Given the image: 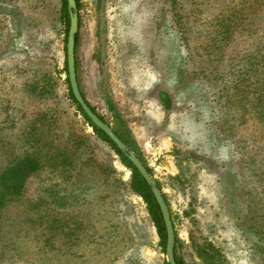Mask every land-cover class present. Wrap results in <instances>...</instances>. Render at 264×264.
<instances>
[{"label":"rangeland","instance_id":"374dc122","mask_svg":"<svg viewBox=\"0 0 264 264\" xmlns=\"http://www.w3.org/2000/svg\"><path fill=\"white\" fill-rule=\"evenodd\" d=\"M61 7L0 0V171L27 150L44 163L0 211V264H163L147 205L126 187L131 170L69 96ZM78 12L80 88L152 169L187 261L208 264L194 234L222 247L225 264H264V124L242 100L264 0H79Z\"/></svg>","mask_w":264,"mask_h":264},{"label":"trees","instance_id":"16d2710c","mask_svg":"<svg viewBox=\"0 0 264 264\" xmlns=\"http://www.w3.org/2000/svg\"><path fill=\"white\" fill-rule=\"evenodd\" d=\"M77 2L79 6V0H77ZM61 12H62V15H61L62 19L67 25H69L70 17H69V12H68L67 0H62ZM226 25H232V23L226 24ZM222 32L225 34H231L233 32L232 27H227L223 29ZM77 40H78V36L76 38V49H77ZM252 56H250L252 61H250L249 63L254 64L253 68H256V69H253V70L249 69L248 68L249 63L248 64L245 63L243 65L242 70H244L243 73L245 74L243 75L245 77H247L248 79L250 77L254 78L253 83H252L253 89L251 92V97L250 98L247 96L242 97V100L249 101L251 104L254 105L253 107L254 115L258 118L260 122L264 124V46H262V49ZM251 71H253L252 74L250 73ZM68 83H69V79H68ZM83 95L86 98L84 93ZM69 96L71 100L73 101V103L76 105L77 110L80 112L81 115H83L85 121L93 128L95 136L98 139L105 142L112 149L114 154H116L119 157L120 161L131 170L132 175L129 181L126 183V187L132 193L137 194L144 199L147 205V210L149 212L150 218L154 226L156 227L157 233L160 237L161 250L163 253H166V236H167L166 228H165V224L163 221L160 207L154 197V194L150 186L147 184L146 180L139 173L136 167L131 163V161L117 147V145L104 133L103 130L99 129L97 126H95L90 121V119L85 114L82 107L80 106V104L75 99L73 92L71 90V87H70ZM171 100L173 99L171 95L169 94V92L163 90L160 93V101L164 108L169 107ZM88 103L90 104L89 101ZM93 109L97 112L95 107H93ZM102 118L104 117L102 116ZM114 130L122 137L124 141H126L116 128H114ZM86 142H87V139L85 140L84 138L80 139V144L81 143L85 144ZM186 158L188 159L190 163H200L201 165L205 166L206 159H203V157L198 156L195 152H189ZM186 165H188V162ZM43 167H44V163L41 157L38 154H36L34 151L27 150L25 151L24 154L17 157L13 161H11L4 170L0 171V211L2 208H4L8 204V202L11 199L18 198L24 195L30 177H32L35 173L39 172ZM147 167L152 173V169L149 166ZM179 168H180V173L177 174L174 178L177 181L178 186H180L182 190H185L186 185L191 180L190 179L191 175L188 173L187 167L183 163L181 162L179 163ZM158 185L162 188L159 182H158ZM224 186L226 187V190L228 191H231V189L234 188L233 183H230V182H226ZM233 212L236 214V210H233ZM259 225L260 223L255 224L257 229ZM234 226L235 228H237L235 223H234ZM191 239L193 241L192 242L193 247L195 248L199 256L206 263L225 264V262L228 260L226 254L222 251L224 249L222 247L215 245L214 243L209 241V239L207 238L197 239L196 237H194V234L191 235ZM177 240L178 239L176 237L175 253H176L177 262L179 264H190L187 261L186 257L182 254V251L180 250L181 247L178 245ZM260 242H261V237L258 239V241H256V243L259 245ZM163 264H169V263L165 259ZM228 264H229V261H228Z\"/></svg>","mask_w":264,"mask_h":264},{"label":"water","instance_id":"95a60500","mask_svg":"<svg viewBox=\"0 0 264 264\" xmlns=\"http://www.w3.org/2000/svg\"><path fill=\"white\" fill-rule=\"evenodd\" d=\"M67 2L70 17L67 36V73L73 95L90 121L99 129L103 130L104 133L117 145V147L131 161V163L136 167L139 173L146 180L147 184L150 186L154 197L160 207L166 228V260L169 264H179L177 262L175 253V226L166 197L163 190L158 185V181L150 172L147 165L138 156V154L122 139V137L114 130L113 126L93 109V107L88 103L87 99L82 93L78 81L76 64V38L79 30L78 2L77 0H67Z\"/></svg>","mask_w":264,"mask_h":264}]
</instances>
